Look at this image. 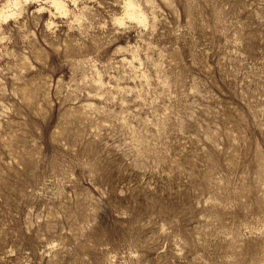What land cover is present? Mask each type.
<instances>
[{
  "label": "rangeland",
  "instance_id": "1",
  "mask_svg": "<svg viewBox=\"0 0 264 264\" xmlns=\"http://www.w3.org/2000/svg\"><path fill=\"white\" fill-rule=\"evenodd\" d=\"M0 264H264V0H0Z\"/></svg>",
  "mask_w": 264,
  "mask_h": 264
},
{
  "label": "bare ground",
  "instance_id": "2",
  "mask_svg": "<svg viewBox=\"0 0 264 264\" xmlns=\"http://www.w3.org/2000/svg\"><path fill=\"white\" fill-rule=\"evenodd\" d=\"M127 5H128L127 7L129 9V13H131L136 18L141 17V11L133 7V3L129 2Z\"/></svg>",
  "mask_w": 264,
  "mask_h": 264
}]
</instances>
